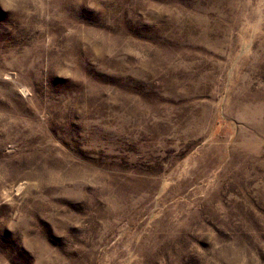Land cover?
I'll return each instance as SVG.
<instances>
[{"label":"rangeland","instance_id":"rangeland-1","mask_svg":"<svg viewBox=\"0 0 264 264\" xmlns=\"http://www.w3.org/2000/svg\"><path fill=\"white\" fill-rule=\"evenodd\" d=\"M0 264H264V0H0Z\"/></svg>","mask_w":264,"mask_h":264}]
</instances>
